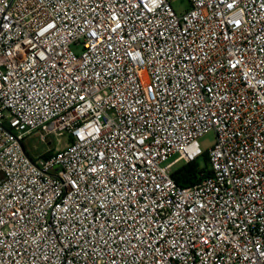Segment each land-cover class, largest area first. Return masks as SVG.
I'll return each instance as SVG.
<instances>
[{
    "label": "built area",
    "instance_id": "1",
    "mask_svg": "<svg viewBox=\"0 0 264 264\" xmlns=\"http://www.w3.org/2000/svg\"><path fill=\"white\" fill-rule=\"evenodd\" d=\"M174 1L0 0V264H264V0Z\"/></svg>",
    "mask_w": 264,
    "mask_h": 264
},
{
    "label": "trees",
    "instance_id": "2",
    "mask_svg": "<svg viewBox=\"0 0 264 264\" xmlns=\"http://www.w3.org/2000/svg\"><path fill=\"white\" fill-rule=\"evenodd\" d=\"M205 165L201 167L197 161L183 165L173 173V178L178 185L190 187L202 182L206 177L212 175L206 154L203 155Z\"/></svg>",
    "mask_w": 264,
    "mask_h": 264
},
{
    "label": "rangeland",
    "instance_id": "3",
    "mask_svg": "<svg viewBox=\"0 0 264 264\" xmlns=\"http://www.w3.org/2000/svg\"><path fill=\"white\" fill-rule=\"evenodd\" d=\"M173 6L176 10L182 11L188 6V1L187 0H177V1L173 2ZM68 141H69V139L67 137H62V139H60V143H58V145H57V148H62ZM214 141H215L214 133L209 132L207 134H204L199 139V144H200V147L203 151H207L213 145ZM53 147L56 148L55 145ZM53 147L51 146L52 149H54ZM197 163L201 167H203L205 165L203 157L198 158Z\"/></svg>",
    "mask_w": 264,
    "mask_h": 264
}]
</instances>
